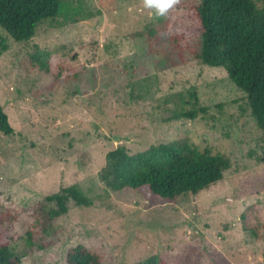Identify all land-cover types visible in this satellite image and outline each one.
Instances as JSON below:
<instances>
[{
	"label": "rangeland",
	"instance_id": "1",
	"mask_svg": "<svg viewBox=\"0 0 264 264\" xmlns=\"http://www.w3.org/2000/svg\"><path fill=\"white\" fill-rule=\"evenodd\" d=\"M199 1L174 0L159 15L144 0H119L115 11L81 0L84 18L64 26L46 21L29 41L0 28L8 46L0 54V102L14 127L10 135L0 130V206L17 215L0 242L10 240L22 264H67V250L79 243L104 264H133L159 252L207 264L213 251L232 264H264L263 240L243 227L246 211L264 222V136L245 93L223 67L190 52L182 64L165 68L137 35L173 13L197 39ZM36 47L56 68L62 65L59 76L32 63ZM184 138L231 160L209 189L178 204L147 206L140 194L113 191L101 180L108 151L124 145L134 154ZM70 185L91 204L69 198L68 212L51 226L38 222L41 201L56 207L47 196Z\"/></svg>",
	"mask_w": 264,
	"mask_h": 264
},
{
	"label": "trees",
	"instance_id": "2",
	"mask_svg": "<svg viewBox=\"0 0 264 264\" xmlns=\"http://www.w3.org/2000/svg\"><path fill=\"white\" fill-rule=\"evenodd\" d=\"M98 1L102 9L115 11L119 0ZM260 1L261 5L255 0H200L193 7L200 26L197 39L173 13L149 22L137 35L147 40L148 54L162 61L165 68L182 64L189 52L204 64L223 67L232 83L245 93L248 109L264 136V0ZM85 15L81 0H0V28L15 41L31 40L46 21L64 26ZM7 47L2 38L0 54ZM31 59L41 72L52 76H59L63 69L62 65L56 68L50 55L37 47ZM183 115L196 117L195 112ZM0 130L6 135L14 133L1 102ZM106 158L100 172L106 186L138 193L147 206L178 204L187 195H197L217 184L231 167L229 156L210 146L200 147L189 138L153 144L134 154L120 145L108 151ZM69 198L79 205L91 204L76 185L64 187L62 193L47 196L56 201V207L47 209L41 201L35 210L38 222L51 226L53 219L68 212ZM242 218L245 231L264 242V222L259 218L254 222L248 211ZM16 219L14 212L0 206V233H7ZM211 259L207 264H232L221 252L213 251ZM65 260L67 264H104L101 254L84 243L69 248ZM22 262L10 240L0 242V264ZM133 264L204 263L190 254L159 252Z\"/></svg>",
	"mask_w": 264,
	"mask_h": 264
},
{
	"label": "clouds",
	"instance_id": "3",
	"mask_svg": "<svg viewBox=\"0 0 264 264\" xmlns=\"http://www.w3.org/2000/svg\"><path fill=\"white\" fill-rule=\"evenodd\" d=\"M173 3L174 0H144V6L159 15H164Z\"/></svg>",
	"mask_w": 264,
	"mask_h": 264
}]
</instances>
